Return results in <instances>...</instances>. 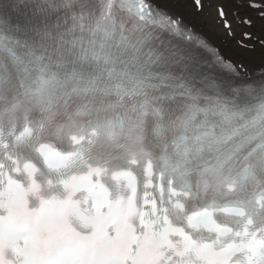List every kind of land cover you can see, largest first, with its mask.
Instances as JSON below:
<instances>
[{"label": "snow or ice", "instance_id": "1", "mask_svg": "<svg viewBox=\"0 0 264 264\" xmlns=\"http://www.w3.org/2000/svg\"><path fill=\"white\" fill-rule=\"evenodd\" d=\"M0 264H264V0H0Z\"/></svg>", "mask_w": 264, "mask_h": 264}]
</instances>
